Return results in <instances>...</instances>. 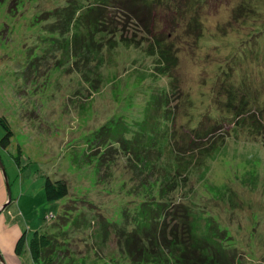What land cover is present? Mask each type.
Here are the masks:
<instances>
[{
	"label": "rangeland",
	"instance_id": "1",
	"mask_svg": "<svg viewBox=\"0 0 264 264\" xmlns=\"http://www.w3.org/2000/svg\"><path fill=\"white\" fill-rule=\"evenodd\" d=\"M194 2L199 48L180 54L175 77L161 73L155 33L137 23L128 38L142 45L99 34L103 46L88 51L63 33L74 32L66 8L83 0L0 2V118L14 132L4 146L0 120V264H34L37 231L64 241V264H178L169 247L186 206L196 240L227 248L233 264H264V0ZM169 17L157 33L186 26L194 42L193 17L182 26ZM167 114L178 136L166 147L151 136ZM131 144L140 154L129 157ZM154 147L165 152L151 153V168L142 152ZM48 177L65 179L69 196L49 201ZM167 188L175 204L164 222ZM147 226L151 252L132 239Z\"/></svg>",
	"mask_w": 264,
	"mask_h": 264
},
{
	"label": "trees",
	"instance_id": "2",
	"mask_svg": "<svg viewBox=\"0 0 264 264\" xmlns=\"http://www.w3.org/2000/svg\"><path fill=\"white\" fill-rule=\"evenodd\" d=\"M1 1L4 0H0V2ZM195 6L196 3L194 2V0H185L182 2L179 1L177 2V0H83V3L81 4L78 3L77 5L68 6V8H66V9L70 8L71 13L68 14L69 16H67V21H69L72 24V28L74 32L72 33V35H68L67 30H65L63 33H65L67 37L69 36L71 42L72 40L75 42L76 48L85 47L86 50L88 51L91 50L90 48L91 45L97 44L103 46V42H99L100 43L99 44L97 41V35L99 34L104 35L103 37L108 39L107 40L108 45L109 44L112 46L115 45V40L120 41L122 43H127L128 45L133 43L142 45L140 41H137L136 37L128 38L129 37L128 28L130 22L132 21L134 23H137L139 28L142 27L148 32L155 33V39L153 42L158 43V45L155 49L151 47V49L155 51V52H151V55L158 56V60L160 61L158 67L161 73L164 75L169 74V76L172 77L174 76L173 73H175V71L180 65V54L186 53L187 50L192 54L191 51L193 50L196 51L199 48L198 41L201 39L202 33H201V27L199 26L198 20L196 19L197 16H194L195 14L199 13L195 9ZM76 11H79L78 15L73 17ZM169 15L174 23H179L181 26L183 22H188L189 17L187 18V15L193 17L192 19H189L190 22H188V24L190 25V27L192 26L196 28L197 29L196 32H198L196 37L190 34L191 35L190 37L195 39L194 42L188 41L189 33L186 26L185 28L182 29L181 27L175 26L174 24V29L166 35L167 37L157 33L159 29V27H157V24H161L160 22L162 21V19H166ZM159 16H161L160 19H158ZM150 19H152L151 22ZM150 25H151V29H150ZM73 53L75 52L73 51ZM169 119L170 121L172 120V118H169V114H167L166 119L161 120V123L163 124L161 126L166 127V130L165 128H163L161 134L157 133L158 137H155V134L151 136L154 143L159 138L161 139L165 138L168 141L166 145L167 147L173 143L171 142V138L170 141L168 140V137L178 136V130H174L171 133L167 134L169 126H165V125L167 123V120ZM0 120L2 121L7 131L5 136L2 138L1 143L7 147L11 143V139L13 137L14 132L6 118H0ZM195 129L196 128L191 127L190 131L193 132L195 131ZM120 144H125V142H121ZM151 144H153V142ZM130 148L135 153L131 152L130 150L129 157L130 156L134 157L136 153L140 154V152H137V150L133 148L132 144L130 145ZM216 149H218V142L213 144L207 151L203 152L202 154L204 156H210V154L215 152ZM144 151L145 152H142V154L144 155L146 162H149L150 167L154 168L152 161L154 159L153 156H156V154H153L151 156V153L161 154L165 152V149L163 148L157 149L154 147V149H150L149 152L146 149ZM189 153L190 152H188V154ZM177 160L179 161V164L178 162L176 163L178 165V168L182 169V173H184V169H183L184 167L183 165H180L181 162L179 156H177ZM178 171L179 170H177V172ZM162 177L165 179H169L167 183L168 185L169 184L174 185V186L172 185L171 188H174L176 186V183H178L176 176L169 175L167 178L165 174H162ZM45 190L47 193V199L49 201H60L68 197L70 194V187L67 181L62 178L52 179L51 177H48L45 184ZM169 190L170 189L167 188V191L162 193L163 191V187H162V191L160 193L161 200L165 202L164 203L165 207L163 210L165 217L164 222L166 220V216H165L166 211L168 210V208H171L173 204H175V202L172 201L171 198L169 197L170 194ZM186 207L188 208V210L185 213V219L180 220L181 231H179V228L176 227L174 234L176 236V239L173 240V243L169 241L170 243H172V248L169 247V250L176 249L179 252L177 253L178 255H175V257L178 258L177 259L178 264L235 263L237 258L235 257L231 258L227 248H223L219 245H215V243L212 244L209 241L206 242L203 239L196 240L195 236L193 235L194 222L192 221V217H191L193 208L192 206H186ZM189 207L192 208V210ZM151 230H152V226H151ZM151 230L147 226V230L144 231L145 236L138 235L135 232V230L132 232L133 241H135V243L138 244V246L141 244L142 248H146L150 252H151V248H155V247L157 248L158 246L157 243H155L156 239L150 236L151 234L149 231ZM161 231H164L162 226L160 229V233ZM177 232L179 234H177ZM160 233L158 234V237L160 236ZM25 241H26V237H25V233H23L17 243L16 252H19L21 248H23ZM144 242H146V244ZM147 244H149V246H147ZM133 249L134 248H131L129 250L132 255L136 252ZM30 252L32 254L34 264H64V260H66V258L70 256L69 250L65 248L64 241L62 242L55 236L43 234L40 233L39 231L35 233L34 238L30 243ZM157 253L159 254V251H157ZM146 256H148L147 258L150 257V255H146Z\"/></svg>",
	"mask_w": 264,
	"mask_h": 264
},
{
	"label": "water",
	"instance_id": "3",
	"mask_svg": "<svg viewBox=\"0 0 264 264\" xmlns=\"http://www.w3.org/2000/svg\"><path fill=\"white\" fill-rule=\"evenodd\" d=\"M7 207V205H4V207L3 208H6ZM0 256H1V254H0Z\"/></svg>",
	"mask_w": 264,
	"mask_h": 264
}]
</instances>
